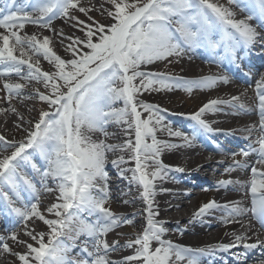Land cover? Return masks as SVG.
Listing matches in <instances>:
<instances>
[{
	"label": "snow or ice",
	"instance_id": "snow-or-ice-1",
	"mask_svg": "<svg viewBox=\"0 0 264 264\" xmlns=\"http://www.w3.org/2000/svg\"><path fill=\"white\" fill-rule=\"evenodd\" d=\"M106 3L109 7L105 11L112 21L108 25L88 16L90 9L81 6L80 0H0V79L14 74L20 80L42 81L45 89L50 88L48 94L38 90L35 93L48 110H41L35 121L29 122L20 140L9 141L0 135V150L6 153L0 155V214L23 223L25 235L33 241L20 240L19 233L12 230L0 236V251L17 257L19 264H204L205 258H214L217 252L243 248V253L234 254L241 264L247 259V251L264 247V241L257 238L248 242L251 237L234 232L229 243L197 248L176 244L163 239L166 229L155 219L158 212L153 204L155 181L164 179L169 171H184L165 165L160 159L162 152L192 147L198 133L210 137L221 133L213 127L214 122L204 118L205 113L223 112L228 107L235 110L231 114H237L248 108L240 96L210 99L188 115L187 119L195 123L192 133H188L166 123L167 109L139 97L145 92L178 89L191 93L193 89L229 83L226 75L188 79L168 71L142 69L157 62L172 64L196 49L209 51L219 62L227 60L240 69L245 53L257 47L264 50V0H227V5L219 0ZM232 5L247 15L237 18ZM77 12L85 14L87 20H80ZM57 19L83 33V39L64 37L69 40L66 50L71 53L70 59L62 58L50 47L48 36L21 35L26 25L55 33L53 21ZM253 20L257 24L250 23ZM59 35L64 36L62 32ZM28 52L42 56L54 65L55 71H41L39 59L30 62ZM3 88L10 100L22 94L25 84L6 80ZM255 94L259 122L242 131L249 133L246 140L253 131L259 135L246 148L229 153L232 163L224 169L225 175L238 169L250 174L246 180L218 181V187L239 185L245 189L250 206L241 201L220 204L209 200L197 209L190 223L203 222L204 217L216 211L225 213L224 224L240 223L251 213L264 228V76L256 81ZM117 102H122L123 107H115ZM23 122L21 117L17 127H22ZM113 123L126 126L128 138L121 144L107 143V129ZM158 131L167 132L181 143L158 139ZM90 133H99L103 139H93ZM218 150H222L221 146ZM116 152L128 153V158L119 155L109 161L108 154ZM253 155L257 159L250 165ZM133 162L134 167H122ZM109 163L122 178L131 173L129 183L142 190L146 203V227L124 245L106 240L107 234L121 223L133 222L105 206L110 195L106 171ZM42 191L58 192L57 202L47 208L54 218H46L39 209ZM23 193H27L26 199H22ZM34 217L47 225V234L28 230L27 224ZM9 241L23 245L25 251H15ZM77 247L78 258H70L69 253ZM121 247L134 252L120 262L110 260L108 254ZM208 264L214 261L210 259ZM259 264H264V259Z\"/></svg>",
	"mask_w": 264,
	"mask_h": 264
},
{
	"label": "bare ground",
	"instance_id": "bare-ground-1",
	"mask_svg": "<svg viewBox=\"0 0 264 264\" xmlns=\"http://www.w3.org/2000/svg\"><path fill=\"white\" fill-rule=\"evenodd\" d=\"M19 2V0H18ZM220 3L227 5V0H219ZM81 6L90 9L88 16L100 24H110L111 18L107 16L104 8L97 5L93 0H80ZM236 13L237 18H244L247 13L242 11L236 5L231 6ZM76 15L80 20H87L85 14L77 12ZM253 25L257 24L256 20L251 21ZM53 27L56 32L47 29H41L36 25H26L21 35L25 33L31 35L35 33L38 37L48 36L51 38L50 47L64 59H70L71 53L66 50L69 40L64 37H81L83 33L70 23L63 19L53 21ZM63 33L62 37L59 33ZM19 55V52H17ZM245 59L243 66L237 69L235 65L227 60L222 63L211 52L204 49H196L189 51L183 55L178 61L172 64L157 62L148 67L151 71H168L176 75L195 79L203 76H228L229 83L217 84L210 89H193L191 93L178 89L171 92H145L139 97L140 100L152 104L159 105L163 109H167L164 113L166 123L170 124L173 129H179L188 133H192L195 123L187 119L188 115L197 111L204 103L210 99H231L232 96H240L241 101L248 108L247 112H239L231 114L235 110L224 107L223 112L205 113L204 118L213 123V127L221 130V133L214 137H210L203 133H198L197 139L192 147H179L171 150H164L160 159L165 165L174 169L181 167L183 172L169 171L164 179L155 181V196L153 209L158 212L155 219L163 224L166 232L163 236L164 240H170L173 243L190 246L193 248L204 247L206 245H215L218 243H229L233 239V233L246 234L251 237L248 242H255L257 238L264 241V228H261L252 214L249 213L240 219V223L224 224L223 217L225 213L216 211L212 216L203 218V222H193V214L197 209L209 200H216L220 204L231 201H241L245 206H250V199L245 195V189L239 185H229L227 188L218 187V181L222 179L246 180L250 174L247 170H236L230 175L224 174V169L230 165L232 158L229 153L235 152L226 144L235 146H243V142L252 143L259 135L257 131H253L249 139V133L242 129L258 124L259 114L257 109V98L255 94V83L264 76V50L257 47L251 52L244 54ZM30 62L39 59L41 71L53 72L54 65L48 63L42 56L33 55ZM27 58V56L25 57ZM2 68V66H0ZM246 73V75H245ZM25 84V88L20 96H13L10 100L5 95L6 90L3 88L4 81ZM50 93V88L45 89L42 81L20 80L14 74L0 79V135L6 137L7 140H20L24 135V129L30 127V121H35L41 110H48V105L42 102L35 94L37 92ZM243 94V95H241ZM117 108H122L123 103L117 102ZM15 108V112L11 109ZM229 113V114H225ZM23 118L22 127L17 125ZM120 124L113 123L107 129L110 136L107 143L121 144L128 137L124 133V128ZM224 133H230L225 135ZM93 139H103L99 133H90ZM158 139L169 140L173 143H181L176 138L169 137L167 132L158 131ZM134 138V137H133ZM249 141V142H248ZM226 145V146H225ZM221 146L222 150H218ZM10 151V150H9ZM6 154L0 150V155ZM119 155L128 158V153H109L108 159L111 161ZM39 163V157L36 158ZM241 159V157H237ZM257 157L253 155L249 159V164H254ZM222 161L223 163H218ZM231 163H230V162ZM122 167H134V162L123 165ZM31 170L29 169V172ZM108 173L109 199L106 207L118 216L131 219V224L121 223L120 226L110 231L106 240L109 243L119 241L120 245H124L126 241L135 238V236L143 231L146 227V203L142 199V190L135 184L129 183L127 177L131 173H126L122 178L118 175V169L110 163L106 166ZM39 180V176L36 177ZM197 179L199 187L202 189L200 194L196 195L193 191L194 182ZM55 188V185L50 184ZM58 192H43L39 197V209L46 218H54L47 212V208L57 202ZM27 198V193L22 194V199ZM31 202H35L32 200ZM19 206V205H18ZM28 230L35 232H44L47 234L48 227L38 218H33L27 224ZM19 233V239L33 243V241L25 235V227L23 223H17L14 217L0 214V236H5L10 231ZM83 239V237L81 238ZM47 241V235L45 236ZM10 245L17 252H24L23 245H17L9 241ZM155 246V245H154ZM243 248H234L228 252H217L214 258H205L204 264H208L211 259L214 264H238L234 254L243 253ZM134 249L121 247L116 251L108 254V258L112 261L120 262L124 257L132 255ZM79 247L74 248L70 253V258H78ZM227 258V259H225ZM264 259V247L258 246L255 249L247 251V259L241 264H259ZM0 264H19L17 257L3 253L0 251Z\"/></svg>",
	"mask_w": 264,
	"mask_h": 264
},
{
	"label": "rangeland",
	"instance_id": "rangeland-1",
	"mask_svg": "<svg viewBox=\"0 0 264 264\" xmlns=\"http://www.w3.org/2000/svg\"><path fill=\"white\" fill-rule=\"evenodd\" d=\"M97 5L101 6L104 9H107L109 6L106 3V0H93ZM6 96H8L7 93H5ZM249 142V141H248ZM244 146L240 147V146H235L233 144H228L229 146L236 148L234 149L235 152H238L241 148H246L245 146H247V142H243ZM230 161H232V158L230 159ZM229 161V162H230ZM231 163V162H230ZM194 182V187H193V191L196 193V195L200 194V192L202 191V189L199 187V182L197 181V179L192 180Z\"/></svg>",
	"mask_w": 264,
	"mask_h": 264
}]
</instances>
